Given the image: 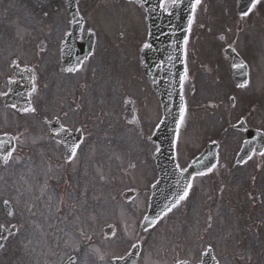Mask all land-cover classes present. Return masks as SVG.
<instances>
[{
    "label": "rangeland",
    "instance_id": "374dc122",
    "mask_svg": "<svg viewBox=\"0 0 264 264\" xmlns=\"http://www.w3.org/2000/svg\"><path fill=\"white\" fill-rule=\"evenodd\" d=\"M225 7H231V0H200L188 56L212 54L211 45L219 43L209 40L218 31L215 24L228 16ZM79 9L86 27L95 30L96 42L82 70L68 73L59 66V44L68 28L63 0H0V93L7 88L13 60L35 70L37 87L30 95L34 113L5 106L0 95V133L15 138L12 159L0 161V227L14 226L0 247V264H70L69 257L75 264H111V256L122 255L136 240L141 244L138 264L196 263L204 245L213 246L217 264H264L261 156L240 173L217 167L195 178L197 186L185 200L155 226L139 230L156 176L154 145L147 138L160 116L156 94L139 64L144 13L125 0H79ZM208 26L214 30L207 31ZM238 48L250 60L253 78L260 80L255 51L240 42ZM222 78L229 86H221ZM202 79L197 101L230 91L229 75L220 76L216 85ZM127 100L133 108L129 117L123 113ZM219 108H211L210 116L201 107L186 113L176 142L182 166L218 136L224 118L233 119L223 107L215 113ZM260 112L256 117H262ZM52 117L82 130L83 142L71 162L48 133L45 121ZM237 136L227 133L222 151H233ZM124 190L134 193L126 200ZM4 200L13 215L6 214Z\"/></svg>",
    "mask_w": 264,
    "mask_h": 264
},
{
    "label": "water",
    "instance_id": "95a60500",
    "mask_svg": "<svg viewBox=\"0 0 264 264\" xmlns=\"http://www.w3.org/2000/svg\"><path fill=\"white\" fill-rule=\"evenodd\" d=\"M143 2L146 12V25L148 27V45L142 47L141 63L149 82L156 90L162 105V120L155 129L151 139L159 151H156L155 158L159 162V180L153 186L149 209L145 217L149 221H156L160 214L173 205L179 195L188 184L190 172L181 174L173 164V142L176 133V123L180 117L182 99L180 96V83L183 75V42L187 34L188 21L192 14L191 5L194 0H172L165 11L160 5L162 0H136ZM68 11L71 15V34L68 40L61 45L63 57L72 51V43L78 40L79 32L83 24L82 18L77 13L76 0L66 1ZM71 36V37H70ZM67 37V35H66ZM81 46L84 50L82 55L90 51L94 36L91 34ZM80 58L73 65L76 67ZM12 84V83H11ZM13 103V101H8ZM25 108L28 104L20 102ZM78 136H73V142H77ZM0 136V140L6 145V149L0 153L7 154L13 147L11 137ZM180 176V177H179ZM149 222L143 221L142 226H149ZM5 230L2 231L4 235ZM138 248H132L124 261H114L115 264H136ZM204 254V253H203ZM186 264H188L186 262ZM200 264H215L211 251L202 255Z\"/></svg>",
    "mask_w": 264,
    "mask_h": 264
},
{
    "label": "flooded vegetation",
    "instance_id": "af4514ba",
    "mask_svg": "<svg viewBox=\"0 0 264 264\" xmlns=\"http://www.w3.org/2000/svg\"><path fill=\"white\" fill-rule=\"evenodd\" d=\"M231 1L233 2V0ZM204 9L207 10L206 4L204 5ZM226 9L229 10V8ZM249 9L246 11L248 13L246 16L244 14H236V19L233 23H229V18L232 15H228L223 22L215 24L218 31L214 38L208 40L218 41L219 44L213 43L211 45V55H199L196 59L191 56L187 57V81L191 82L188 86L190 93L195 92V90L198 91L200 76L203 77L202 81L205 84L216 85L220 76L227 78L229 75V83L231 85L230 91L227 92L226 96H220L216 93L214 101H211L212 99L209 98L203 103L204 100L200 97L202 102H195V99H193V101L189 102L188 106L187 98L186 109H188L189 113L198 112V107H201L210 116L212 114L211 108L220 107L214 110L217 113L223 107L225 109L224 114L228 111L233 117H236L232 122H244L248 126L257 128L264 127V0H258L256 6L252 8L251 5ZM207 31L210 32L211 29L208 27ZM239 42L246 49H253L255 51L252 59H255V62L262 67L263 77L260 80L253 78L250 60L239 51ZM235 55L239 56L242 60L235 65L244 64L246 67H234L232 60L237 57ZM245 82L246 86L241 87L240 85ZM192 83L195 85H192ZM219 83L221 86H229L226 79L223 78ZM260 103L262 117H256L259 113L257 110ZM222 122H229V120L224 118ZM243 131L237 130V132L244 135ZM238 140L235 139L234 141L238 142ZM261 152H264V148ZM261 152H253L251 159L261 156V162H264V155H261ZM251 159L247 158L239 164L235 163L234 169L236 171L241 170L242 166Z\"/></svg>",
    "mask_w": 264,
    "mask_h": 264
},
{
    "label": "snow or ice",
    "instance_id": "6c2138e0",
    "mask_svg": "<svg viewBox=\"0 0 264 264\" xmlns=\"http://www.w3.org/2000/svg\"><path fill=\"white\" fill-rule=\"evenodd\" d=\"M172 2H173V5H175L176 0H172ZM257 2H258V0H251L252 8H254L256 6V3ZM199 4H200V0H194V3L191 5V8H192L193 13L195 12L197 5H199ZM161 6L164 8L165 11L168 10L167 3H164ZM249 11H251V9H249ZM247 14H248L247 12L244 13L245 16ZM45 15H47V13H45ZM192 22H193V18H190L189 21H188V23H189V29L191 28ZM89 31H91V30L89 29ZM184 43H185V45H187V38H185ZM144 47H150V45L145 44ZM185 54H186V49H185ZM85 59H87V57ZM12 63L15 65L17 62L16 61H13ZM234 67L244 68L246 66L244 64H238V65H234ZM80 70H82V67L79 64L76 67H69V68L63 69V71L68 72V73H73V72H77V71H80ZM30 71L33 73V77L32 78L35 81V79H36V77H35V70L34 69H31ZM186 76H187V70H185V75L181 77V80L183 81V79H185ZM11 83H14V81L9 80V84H11ZM240 86L241 87L246 86V82L244 84H241ZM32 92L33 93L37 92V87H36L35 83H33ZM0 95L7 96L8 93L7 92H4V93H0ZM181 99L183 100V97H181ZM12 107L15 108L16 105L13 104ZM23 111L26 112V113H34L36 111V109L34 107L29 106V107L24 108ZM186 112H187L186 107H182L180 109V123L181 124H183L185 122V120H186ZM64 115H65V117H67L68 114L65 113ZM56 119H57V121H59L60 118L59 117H56ZM60 127L65 132H69L70 131V129L67 128V127H65L64 125H61ZM76 131H81V129H76ZM4 135L7 136L8 134L5 133ZM82 142L83 141H81L80 143H71V144H69V146L67 148V153L68 154H67V157H66V159H67L68 162H71L72 160H74L76 158L77 152L80 149ZM0 143H2V141H0ZM213 143H216V142L213 141ZM245 143H250V141H245ZM157 151H159V149H157ZM260 154L261 155H264V152H261ZM10 159H12V152H8L7 154H5L3 156V162L5 164H7ZM248 159H251V156H249ZM177 167L179 168V165H177ZM214 167H215V165H213V168ZM184 171H187V169H181V172H184ZM208 171H212V168H209ZM197 174L198 175H204L203 172H200V173H197ZM191 187H192L191 183H188L185 186V189H184L183 193L181 195H179V197L176 199L175 203L171 207H168L167 208V212H171L172 211V208L176 207L177 205L180 204L181 201H183V200H185L187 198V196L189 194V190L191 189ZM3 204L5 206H7V205L10 204V202L8 200H4L3 201ZM6 214L9 215V216H11V215H13V212L11 211V209H9ZM164 214H166V213H164ZM209 219H211V218H209ZM145 221H148L150 225L155 223L154 220L153 221H149V218L148 217H145ZM112 235L115 236V232H113ZM0 238H6V237H0ZM0 247H2V245H0ZM136 247H137L136 244H132V248H136ZM210 250H211V246H209V248L205 250V253L204 254H207L208 252H210ZM76 251L78 253L80 252L79 249H76ZM204 254H202V255H204ZM126 255H128V254H126ZM100 258L103 259L102 256ZM213 259H215V258L213 257ZM69 260H70V264H75V262L72 260V257H69ZM112 260H114V261H124L125 260V256H113L112 257ZM177 264H186V262L185 261H178Z\"/></svg>",
    "mask_w": 264,
    "mask_h": 264
}]
</instances>
